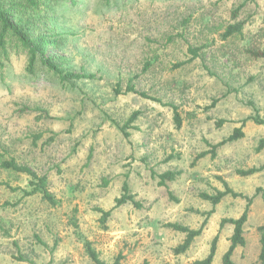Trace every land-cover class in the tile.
Segmentation results:
<instances>
[{
	"label": "rangeland",
	"instance_id": "374dc122",
	"mask_svg": "<svg viewBox=\"0 0 264 264\" xmlns=\"http://www.w3.org/2000/svg\"><path fill=\"white\" fill-rule=\"evenodd\" d=\"M79 1H60L63 38L54 53L64 68L94 79L62 85L44 71L31 77L17 55L0 72V163L14 159L45 177L54 199L25 196L31 179L0 168V264H94L87 244L104 264L118 256L120 264H194L208 255L221 220L240 217L246 206L226 196L207 215L212 206L200 194L223 191L220 179L252 198L246 245L232 260L260 264L264 194L256 189L264 172L236 171L264 165V150L255 152L264 125L247 121L242 139L191 164L206 142L228 137L240 121L264 120V59L247 53L264 51V0ZM237 23L242 31L223 39ZM189 48L198 49L196 59ZM218 120L225 121L219 128ZM168 170L182 175L159 187L154 175ZM124 183L141 209L127 203L102 220ZM205 219L189 250L174 254L185 236L168 225L198 229ZM231 230L220 231L213 264H222Z\"/></svg>",
	"mask_w": 264,
	"mask_h": 264
},
{
	"label": "trees",
	"instance_id": "16d2710c",
	"mask_svg": "<svg viewBox=\"0 0 264 264\" xmlns=\"http://www.w3.org/2000/svg\"><path fill=\"white\" fill-rule=\"evenodd\" d=\"M61 0H0V72L4 70L6 64L11 60V56H24L26 59L25 72L31 77H34L38 71H44L50 77L58 80L62 85H68L77 81L91 80L95 76L93 74H86L83 71L77 72L64 68L63 57L54 53L59 46L61 38H63V32L59 27L58 9L61 7ZM72 6H75L80 2L79 0H69ZM70 5V6H71ZM243 24L237 23L229 25L226 31L223 33V39H226L233 34L240 33L242 31ZM191 54V59L194 60L198 57V49H188ZM247 53L253 59H264V51H252L248 50ZM181 66V65H180ZM128 92H136L133 85L129 84L126 89ZM118 92V90H117ZM142 97L146 98V95L140 93ZM156 102L160 103L157 99ZM217 100H213L208 108H213ZM173 111V120L176 128H180L182 119L174 106H170ZM138 117V112H134L128 119L127 127L133 123ZM247 121H252L256 125H264V120L255 117H247L240 121V126L233 129L232 133L219 141L216 144H210L206 142L208 150L199 153L195 156L193 163L194 166L197 160L210 156L211 159L216 158V152L219 148L236 142L244 137L242 128ZM225 121L218 120L215 124L219 128ZM123 130V129H122ZM125 136L126 133H124ZM264 150V138L259 139L255 148L256 153H260ZM0 168L3 170L11 171L17 174H24L31 179V186L33 189L30 192H24L25 196L41 193L47 201L54 204V199L49 194L46 188L45 177H39L29 167L18 164L14 159L5 160L0 163ZM264 172V165L260 167H251L248 169H238L236 174L240 177H249L258 173ZM154 175V174H153ZM182 175V171H165L163 173L154 175L157 178V185L159 187L167 188L169 184L177 181ZM223 183L224 190H217L215 194H200V198L209 202L212 209L207 213L209 216L214 212V208L226 197L232 196L233 198H243L246 200V206L238 218L222 219L219 224V230L214 236L208 255L203 260L195 261L194 264H213L214 256L217 250V243L220 231L225 225L231 226V234L228 238V248L222 256V264H235L232 260V256L238 248H243L246 245L244 237V226L248 221V214L250 206L252 204V198L243 196L242 194L235 193L228 184L220 179ZM4 185L0 183V186ZM122 195L115 200V206L108 211H100L102 213V220L107 219L112 210L123 206L127 203L132 204L136 209H141V205L134 200V196L129 193V189L126 183L122 186ZM264 194V187L256 189V194ZM168 197L171 201L177 202V199L168 192ZM5 206L8 203L4 204ZM207 219L203 221L198 229H190L177 224H169L173 230L184 234V240L178 246L173 249L174 254H184L189 250L193 241L198 238L205 229ZM259 233V255L258 260L260 264H264V221L257 227ZM86 250L94 262V264H104L101 262L95 253V251L86 245ZM121 257L118 256L112 264H120Z\"/></svg>",
	"mask_w": 264,
	"mask_h": 264
}]
</instances>
